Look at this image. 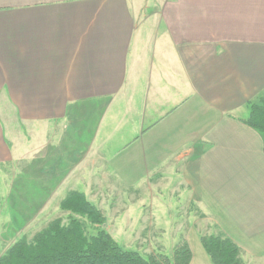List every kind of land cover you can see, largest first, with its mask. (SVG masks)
I'll return each mask as SVG.
<instances>
[{"label": "crops", "instance_id": "0c3cea01", "mask_svg": "<svg viewBox=\"0 0 264 264\" xmlns=\"http://www.w3.org/2000/svg\"><path fill=\"white\" fill-rule=\"evenodd\" d=\"M259 95L264 0H0V96L40 151L145 174L131 188L152 192L142 217L169 223L164 193L185 192L186 220L199 208L264 259V141L242 121Z\"/></svg>", "mask_w": 264, "mask_h": 264}, {"label": "rangeland", "instance_id": "374dc122", "mask_svg": "<svg viewBox=\"0 0 264 264\" xmlns=\"http://www.w3.org/2000/svg\"><path fill=\"white\" fill-rule=\"evenodd\" d=\"M152 2L153 0H149V6ZM263 96L259 95L253 101L260 100ZM11 100L12 97L0 96V142H3V147L9 152H0V256L20 240L32 241L37 232L48 227L56 218H62L63 223H67L69 212L61 208V201L69 192H84L82 190L86 189L87 195H92L90 199L99 203L98 208L106 218V230L122 246L137 250L143 256L159 253L171 255L179 244L186 242L193 254L190 264H212L201 243V237L225 235L194 206L190 209L191 214L195 215V221L191 223V220H186L185 212L188 211L184 205L185 192L164 193L172 203L169 208V223L163 218L167 215H162L159 208H148L142 217L135 202L149 201L147 199L152 192H134L131 188L140 178L145 182V174L139 177L127 172L119 180L110 175L108 170L97 168V161L76 158L68 162L53 160L49 145L43 147L44 144H40L45 148V152H42L43 149L40 151L39 145L34 144L33 137L37 132L29 125L32 122L25 120L28 128L25 126L19 116L17 103ZM29 151L35 155H29ZM99 172L104 177L99 178ZM148 179L151 180L148 183L169 184L161 177L149 176ZM170 182L173 185L177 182V177L172 176ZM217 218L219 217L216 220ZM221 226L225 228V224ZM87 229L89 234L97 231L96 226L90 224ZM249 258L239 248V259L243 264H260L264 260L259 256Z\"/></svg>", "mask_w": 264, "mask_h": 264}, {"label": "trees", "instance_id": "16d2710c", "mask_svg": "<svg viewBox=\"0 0 264 264\" xmlns=\"http://www.w3.org/2000/svg\"><path fill=\"white\" fill-rule=\"evenodd\" d=\"M249 114L242 121L257 130L264 141V96L248 102ZM68 211V222L52 220L32 241L20 240L3 255L0 264H190L193 258L186 242L171 255L143 256L139 251L116 242L106 230V218L85 192H69L61 201ZM96 226L89 234L87 225ZM212 264H243L239 246L229 237L212 234L201 237Z\"/></svg>", "mask_w": 264, "mask_h": 264}]
</instances>
